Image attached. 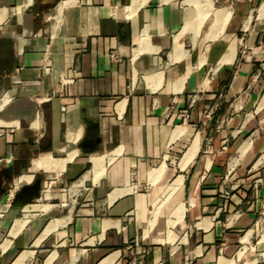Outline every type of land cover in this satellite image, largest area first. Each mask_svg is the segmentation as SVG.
<instances>
[{
    "label": "crops",
    "instance_id": "crops-1",
    "mask_svg": "<svg viewBox=\"0 0 264 264\" xmlns=\"http://www.w3.org/2000/svg\"><path fill=\"white\" fill-rule=\"evenodd\" d=\"M0 125V264H264V0H0Z\"/></svg>",
    "mask_w": 264,
    "mask_h": 264
},
{
    "label": "rangeland",
    "instance_id": "rangeland-1",
    "mask_svg": "<svg viewBox=\"0 0 264 264\" xmlns=\"http://www.w3.org/2000/svg\"><path fill=\"white\" fill-rule=\"evenodd\" d=\"M50 189H57V187H55L53 185ZM41 193H43V190L41 191ZM17 196L18 195H16L15 197H12V196L10 197L11 198V201L10 202H11V205L12 206H14V204L17 203ZM40 196H41L40 200L43 203L54 204L55 202H57L58 204H60V202H61V201H59L60 198H49L47 200H44V199H42V194H40V193H36L35 195H32L30 197L31 199L27 198V201H28V203L31 204L37 197H40ZM29 200H31V201H29ZM62 203H66V204L63 205L62 208H59L58 206H55L54 208L51 207V210L45 211L43 213V217L44 218H47L49 216H53V215H57V214H65L66 213V210L72 209V205L74 204V202L72 203V198H67L66 202L65 201H62ZM17 204H19L20 206H22V200L20 201V203H17ZM21 224H22V222L18 221V222H16V224L14 225V227L18 228V227L21 226Z\"/></svg>",
    "mask_w": 264,
    "mask_h": 264
},
{
    "label": "bare ground",
    "instance_id": "bare-ground-1",
    "mask_svg": "<svg viewBox=\"0 0 264 264\" xmlns=\"http://www.w3.org/2000/svg\"><path fill=\"white\" fill-rule=\"evenodd\" d=\"M100 164L101 165V167L103 166L102 165V160L101 159H96V160H93V164ZM97 166V165H96ZM84 177H81L77 182H75L70 188H69V191H68V194L69 195H72L75 191H76V189H77V186L78 185H81V184H83V181H84ZM16 228H14V230H15ZM12 234L14 235L15 233H14V231H12ZM109 258V257H108ZM104 263V262H103ZM106 263V262H105ZM104 263V264H105Z\"/></svg>",
    "mask_w": 264,
    "mask_h": 264
},
{
    "label": "built area",
    "instance_id": "built-area-1",
    "mask_svg": "<svg viewBox=\"0 0 264 264\" xmlns=\"http://www.w3.org/2000/svg\"><path fill=\"white\" fill-rule=\"evenodd\" d=\"M14 131V127L12 126H1L0 125V137L6 134L12 133ZM224 196H229V191H224Z\"/></svg>",
    "mask_w": 264,
    "mask_h": 264
},
{
    "label": "water",
    "instance_id": "water-1",
    "mask_svg": "<svg viewBox=\"0 0 264 264\" xmlns=\"http://www.w3.org/2000/svg\"><path fill=\"white\" fill-rule=\"evenodd\" d=\"M29 199H31V198H29ZM29 201H31V200H29ZM27 203H28L27 198L22 201V205L27 204Z\"/></svg>",
    "mask_w": 264,
    "mask_h": 264
}]
</instances>
